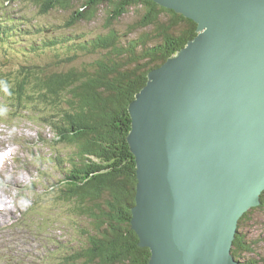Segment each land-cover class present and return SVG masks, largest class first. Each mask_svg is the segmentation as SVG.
<instances>
[{
  "label": "water",
  "instance_id": "obj_1",
  "mask_svg": "<svg viewBox=\"0 0 264 264\" xmlns=\"http://www.w3.org/2000/svg\"><path fill=\"white\" fill-rule=\"evenodd\" d=\"M196 36L128 107L131 228L148 264H240L241 217L264 191V0H151Z\"/></svg>",
  "mask_w": 264,
  "mask_h": 264
},
{
  "label": "trees",
  "instance_id": "obj_2",
  "mask_svg": "<svg viewBox=\"0 0 264 264\" xmlns=\"http://www.w3.org/2000/svg\"><path fill=\"white\" fill-rule=\"evenodd\" d=\"M4 1L8 6L28 3L39 17L66 15L52 27H38L31 19L25 22L21 11L17 21L24 27L49 34L48 41L45 37L29 45V51L53 50L56 55L47 63L26 60L13 70L0 65V110L30 113L36 124L44 121L53 133L52 162L59 180L51 192L55 190L54 200L78 232L62 264H148L150 250L139 246L130 223L137 177L127 143L128 107L145 86L147 74L194 38L197 25L151 0ZM100 7L106 8L105 32L75 31L93 22ZM126 16L133 20L121 32L116 25ZM62 28L63 33L52 35ZM10 29H0V38ZM19 30L27 35L21 33L24 28ZM89 56L96 58L86 60ZM260 202L239 220L231 248L236 261L242 252L254 253L242 228L252 211L264 209V192Z\"/></svg>",
  "mask_w": 264,
  "mask_h": 264
},
{
  "label": "rangeland",
  "instance_id": "obj_3",
  "mask_svg": "<svg viewBox=\"0 0 264 264\" xmlns=\"http://www.w3.org/2000/svg\"><path fill=\"white\" fill-rule=\"evenodd\" d=\"M9 4L8 7L13 10L11 21L14 27L7 38L12 37L7 47V39H1L0 65H8L13 70L26 60L50 62L56 55L53 50H46L44 54L29 51V45H37L45 37L48 41L49 34H38L24 27V22L17 21L15 8L24 13L25 22L31 19L32 25L38 27H52L53 23H60L66 15L55 12L48 17H39L36 9L28 3ZM105 10V7L101 8L93 22L82 24L75 31H86L94 35L105 32V16L102 13ZM132 20V16L123 17L116 29L125 31ZM20 28H24L21 33L25 32L27 35H19ZM63 31L62 28L59 33L52 35H59ZM92 58L96 56L85 59ZM24 115L13 119L6 108L0 114V149L10 147L5 151L0 150V159L4 157V164L0 169V264H62L61 255L66 250L61 253L56 246L57 240L60 239L61 245L71 241L68 249H72L78 232L64 216L63 205L54 200L55 190L48 193L49 187L59 180L56 168L47 159L50 151L46 144L52 139L53 133L44 121L41 122L45 128L31 122L33 118L30 113ZM242 233L254 253L242 252L239 263L260 264L264 258V209H256L250 213L243 223Z\"/></svg>",
  "mask_w": 264,
  "mask_h": 264
},
{
  "label": "bare ground",
  "instance_id": "obj_4",
  "mask_svg": "<svg viewBox=\"0 0 264 264\" xmlns=\"http://www.w3.org/2000/svg\"><path fill=\"white\" fill-rule=\"evenodd\" d=\"M24 136V135H23ZM22 140H25V139H22ZM22 143V142H21ZM12 158V157H11ZM28 163V162H27ZM0 173H2V171H0ZM264 192V191H263ZM233 256V255H232ZM234 258V257H233Z\"/></svg>",
  "mask_w": 264,
  "mask_h": 264
}]
</instances>
